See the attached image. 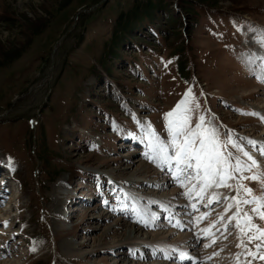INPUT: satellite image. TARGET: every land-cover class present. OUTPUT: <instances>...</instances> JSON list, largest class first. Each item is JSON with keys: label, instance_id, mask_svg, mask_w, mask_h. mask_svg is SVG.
Segmentation results:
<instances>
[{"label": "rangeland", "instance_id": "rangeland-1", "mask_svg": "<svg viewBox=\"0 0 264 264\" xmlns=\"http://www.w3.org/2000/svg\"><path fill=\"white\" fill-rule=\"evenodd\" d=\"M214 1L199 28L178 9L108 76L104 42L132 0H0V264L177 261L158 239L186 246L178 264H264V0ZM177 105L215 131L224 184L157 155H175Z\"/></svg>", "mask_w": 264, "mask_h": 264}, {"label": "trees", "instance_id": "trees-1", "mask_svg": "<svg viewBox=\"0 0 264 264\" xmlns=\"http://www.w3.org/2000/svg\"><path fill=\"white\" fill-rule=\"evenodd\" d=\"M216 3L214 0H132L130 7L118 14L111 37L104 42L105 55L109 59H105V62L108 60L107 65L100 62L104 75L112 76V70L116 65L123 63L124 59L121 57L123 48L137 49L142 42L147 44L140 36L158 37V33H166V28L181 24L182 18L178 9L187 14L190 25L199 28L201 24L197 21L195 10L200 6H206L205 4ZM187 26L183 24L178 28L185 29ZM183 70L180 65L178 71L183 73ZM68 140L71 139H67L66 142Z\"/></svg>", "mask_w": 264, "mask_h": 264}, {"label": "snow or ice", "instance_id": "snow-or-ice-1", "mask_svg": "<svg viewBox=\"0 0 264 264\" xmlns=\"http://www.w3.org/2000/svg\"><path fill=\"white\" fill-rule=\"evenodd\" d=\"M190 110L183 105H177L176 109L166 114L169 144L175 152L174 157L168 154V148L165 145L158 142L155 146L156 153L170 167L172 160H175V167L178 171L192 169L197 174L202 172L207 186L215 183L217 176L220 177L219 183L224 184L225 179L231 178L228 176V169L232 167L229 164V157L224 156L214 130L203 126V122L197 125L196 130L188 127L189 117L187 113ZM261 155H264V151L261 152ZM147 158L150 161L154 159L153 156ZM248 159L252 160L250 156ZM252 164L255 165L256 161L252 160ZM235 167L239 170V161ZM250 179L256 180L257 177L253 176ZM245 192L251 193V189H245ZM243 202L250 203L251 201L245 200ZM260 207L264 208V204H261ZM261 218L264 219V214H261ZM261 258L264 259V257Z\"/></svg>", "mask_w": 264, "mask_h": 264}, {"label": "bare ground", "instance_id": "bare-ground-1", "mask_svg": "<svg viewBox=\"0 0 264 264\" xmlns=\"http://www.w3.org/2000/svg\"><path fill=\"white\" fill-rule=\"evenodd\" d=\"M263 107H264V105H263ZM155 205V207L157 206V205H159V206H157V208L159 209L160 207L161 208H163L164 209V211H165V213H164V211L162 212L163 214L162 215H165V214H167L168 216H172L173 214H172V209H167V206L166 205H161V204H158V203H156V204H154ZM162 209V210H163ZM175 220H177V217L174 215V217H173V219L171 218L170 219V221H175ZM180 224V223H179ZM231 225V224H230ZM229 225V226H230ZM227 227V226H226ZM132 231L131 230H129V232L126 234L127 235V237H126V239L127 240H130V237H131V233ZM125 235V236H126ZM164 237V236H163ZM162 239H158V240H155V241H153L154 242V244H155V247H157L158 248V250L161 252L162 250H163V252L165 253V254H161V253H159V254H161V257L163 258V260H164V262H167V261H169V259H171V257H172V253L175 251V250H179L180 251V254H179V256L181 255L182 256V263L185 261V259H186V256H183L184 255V252L187 250L186 249V246H182L181 248H178V247H176L175 245H168V243H167V241L166 240H162ZM139 244H141V242L139 243ZM141 247L143 246V245H140ZM172 249L174 250V251H172ZM186 252H188V251H186ZM188 254V253H187ZM180 260H177V261H174L172 264H178V262H179ZM3 264V263H2ZM163 264V263H162Z\"/></svg>", "mask_w": 264, "mask_h": 264}]
</instances>
